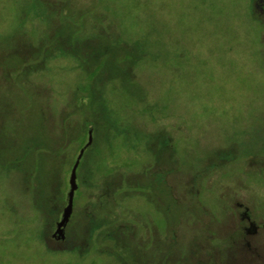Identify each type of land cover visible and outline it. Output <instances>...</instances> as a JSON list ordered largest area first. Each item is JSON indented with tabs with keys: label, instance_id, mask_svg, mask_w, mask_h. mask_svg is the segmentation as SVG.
<instances>
[{
	"label": "rangeland",
	"instance_id": "rangeland-1",
	"mask_svg": "<svg viewBox=\"0 0 264 264\" xmlns=\"http://www.w3.org/2000/svg\"><path fill=\"white\" fill-rule=\"evenodd\" d=\"M89 37L96 64L69 51ZM242 210L264 213L255 0H0V264H250L228 238Z\"/></svg>",
	"mask_w": 264,
	"mask_h": 264
},
{
	"label": "flooded vegetation",
	"instance_id": "flooded-vegetation-1",
	"mask_svg": "<svg viewBox=\"0 0 264 264\" xmlns=\"http://www.w3.org/2000/svg\"><path fill=\"white\" fill-rule=\"evenodd\" d=\"M255 9L257 11H261V12L264 11V0H255ZM91 145H92V143H91ZM89 147H87L85 149V151ZM83 148H84V146L79 149V152ZM85 151H84V153H85ZM78 155H79V153H78ZM83 157H84V154H83L81 160L79 161L77 169L79 168V165H80L81 161L83 160ZM76 160H77V158H76ZM76 160H75L74 164L76 163ZM74 164H73V166H74ZM73 166H72V168H73ZM68 181H69V179H68ZM76 181H77V175H76ZM151 186L153 187V191L154 190L157 191L158 188H161L160 185H156V184H153ZM68 188H69V184H68ZM65 203H66V197H65ZM240 206L241 205H238L239 208H240ZM65 207H66V204H65ZM259 209L263 210L262 208H259ZM231 219H232L233 223H232L231 229L229 231H231L232 235H231V237H228V238H231L233 240L235 239L236 240L235 242H238V245L241 247L242 252L246 253L245 255L247 257H250V256L252 257V261L250 264H264L263 251H262V247L260 245L261 235L264 237V213H263V215H259L258 217L255 216V218L253 219L252 216L248 214L247 210H242V213L240 215L239 214L234 215L233 217H231ZM56 225H57V223L55 224V229H56ZM52 240L58 244H66V240H67L66 229H65V239L63 241H59V240H55V239H52ZM53 248L65 250V249H72L73 247L61 246V247H53Z\"/></svg>",
	"mask_w": 264,
	"mask_h": 264
},
{
	"label": "trees",
	"instance_id": "trees-1",
	"mask_svg": "<svg viewBox=\"0 0 264 264\" xmlns=\"http://www.w3.org/2000/svg\"><path fill=\"white\" fill-rule=\"evenodd\" d=\"M61 15L63 16L64 13H62ZM61 33H62L61 31H58V33H57L58 36ZM90 37L89 38H86L84 41H82L84 43L81 45L82 46L81 49L77 46V47H75V48H73V49H71L69 51H70V54L71 55H73L74 57H76L78 59L79 62H81V60L84 59L85 61L86 60H89L91 63L96 64V63L99 62V57L101 55L98 54L97 49L92 46L91 42H88L90 40ZM58 45L63 50L67 51V48L65 47V45L63 43L59 42ZM83 49H84V51H83ZM100 52H103L104 55L108 54L106 51H100ZM92 117H93V121L95 122V129H98V130L101 129V128L103 129L104 124L109 125V122L108 121L103 120L101 117H98L96 113H94L92 115ZM97 117H98V119H97ZM100 120H101V123L102 122H105V123H103V126L101 125ZM64 122H65V124L62 127V129H61L62 137H63V135H65V138H67L65 140H68V138H71V134H68L67 137H66L65 131H67V129L70 130L71 129V126L69 124H66V122H67L66 120H64ZM84 125H85V123H84ZM84 125H83V128H84ZM91 129H92L91 126H89V125L86 126L85 125V132H88ZM72 133H73L72 134V136H73L74 135V132H72ZM50 142H52V141H50ZM62 149H65V147H63ZM54 177H55V179H54L55 185L52 188L51 192L47 194V196L45 197V200H44V206L47 209L46 213H50V214H54L53 212H55L56 206L58 205L59 201L62 202V196H61L62 191H61V189H62V186H63V182L61 183V189H60V183H58V177H57V175H55ZM109 194H110V192L108 194H105V198H107ZM105 202H107V201H105Z\"/></svg>",
	"mask_w": 264,
	"mask_h": 264
},
{
	"label": "water",
	"instance_id": "water-1",
	"mask_svg": "<svg viewBox=\"0 0 264 264\" xmlns=\"http://www.w3.org/2000/svg\"><path fill=\"white\" fill-rule=\"evenodd\" d=\"M92 143V131L87 132V143L84 146L83 149L80 150L79 155L77 157L76 163L74 164L70 176H69V190L66 195V207L64 208L60 221L56 225V229L52 235V239L63 241L65 239V229L67 225L69 224L72 210H73V201H74V194L77 190V184H76V170L79 164V161L81 160L83 153L87 147H89Z\"/></svg>",
	"mask_w": 264,
	"mask_h": 264
}]
</instances>
